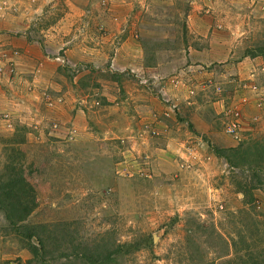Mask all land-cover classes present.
<instances>
[{
    "label": "rangeland",
    "instance_id": "rangeland-1",
    "mask_svg": "<svg viewBox=\"0 0 264 264\" xmlns=\"http://www.w3.org/2000/svg\"><path fill=\"white\" fill-rule=\"evenodd\" d=\"M9 165L0 264H264V0H0Z\"/></svg>",
    "mask_w": 264,
    "mask_h": 264
},
{
    "label": "trees",
    "instance_id": "trees-1",
    "mask_svg": "<svg viewBox=\"0 0 264 264\" xmlns=\"http://www.w3.org/2000/svg\"><path fill=\"white\" fill-rule=\"evenodd\" d=\"M229 150L230 151L228 153L224 154V156L226 157L227 162L231 165L232 162H233L232 157H233V155H235V152L237 150H234L233 148L229 149ZM216 152L220 154V151L216 150ZM224 152L225 151H223V153ZM6 167L9 168V172H10L9 176L7 178L0 177V211L3 212V213H4V211L7 210V207H6L7 203L5 201V199H6L5 189L13 186L15 184V182H17V180L19 179V177L16 175V173H15V171H14L12 166L9 165V166H6ZM8 168L6 170H8ZM13 226H15L13 228H14V231L16 233H18V232L20 233L21 229L24 228V226L20 225V224L13 225ZM24 236L26 237L25 239L27 241V246L33 252V254L36 255L37 248L30 241L31 238L33 237V234L32 233H26Z\"/></svg>",
    "mask_w": 264,
    "mask_h": 264
},
{
    "label": "crops",
    "instance_id": "crops-1",
    "mask_svg": "<svg viewBox=\"0 0 264 264\" xmlns=\"http://www.w3.org/2000/svg\"><path fill=\"white\" fill-rule=\"evenodd\" d=\"M56 32H58L57 30H56ZM45 46V45H44ZM64 51L63 52H65V55H66V58H68V60L69 61H72L71 59H72V56H71V54H70V51H69V49L68 48H66V49H63ZM67 53V54H66ZM23 58L26 60V62H28L30 59L26 56V55H23ZM35 66L36 67H38V65H37V63L35 64ZM34 76V78L30 81V80H28L27 78L26 79H20L21 81L20 82H22L23 83V85H25L26 87L27 86H29V85H31L32 84V81H34V83L33 84H40V76H37V75H33ZM42 83V82H41ZM42 84H45V83H42ZM47 84V83H46ZM40 86V85H39ZM25 87V88H26ZM31 89V88H30Z\"/></svg>",
    "mask_w": 264,
    "mask_h": 264
},
{
    "label": "built area",
    "instance_id": "built-area-1",
    "mask_svg": "<svg viewBox=\"0 0 264 264\" xmlns=\"http://www.w3.org/2000/svg\"><path fill=\"white\" fill-rule=\"evenodd\" d=\"M9 65H10V67H11V69L13 68L12 66H11V64L9 63ZM234 126V125H233ZM234 130V127H232V131Z\"/></svg>",
    "mask_w": 264,
    "mask_h": 264
}]
</instances>
